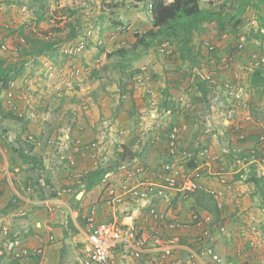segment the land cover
Returning a JSON list of instances; mask_svg holds the SVG:
<instances>
[{
    "label": "crops",
    "instance_id": "crops-1",
    "mask_svg": "<svg viewBox=\"0 0 264 264\" xmlns=\"http://www.w3.org/2000/svg\"><path fill=\"white\" fill-rule=\"evenodd\" d=\"M92 1L94 2L95 0ZM102 1L110 2L112 0ZM113 1L122 3L123 0ZM135 3L136 2L133 1V3L126 5L121 4L109 9L116 10L119 7L123 8L125 6L122 10L123 12L130 13L131 10H135V15L133 17L137 18L135 26L133 27L134 29L130 26H126L128 31H126V29L122 30L124 26L122 19H125V17L128 19V16L131 14L126 16H122L123 14L114 15L113 18L119 21L121 25L117 28H112L109 22V29L103 24V30L95 32L101 35L102 31L109 30L108 33L111 32L116 39H110L107 44H104L105 48L97 47L96 44L93 45L91 48L93 54L88 55V52L79 56V58L83 57L89 60V56L92 61L96 60L95 57L102 58L105 56L106 58L108 57L107 51H112L114 48L120 47L123 42H126L125 38L129 36L131 32L141 31L139 27L145 25V21L150 22L152 26V21L147 12L151 0L139 2L138 6H136ZM30 5L32 4L29 0H0V45L7 42L9 46H17L18 44V47L20 46L22 48L24 44L20 37L26 34L27 29H29L31 25L35 24L41 28L48 27L46 25V23H48L47 21H39L36 14L33 16L30 14ZM144 6L147 7L146 10ZM258 6L260 5H254L257 9ZM78 8L79 7H74V9L78 11V14H80L83 8L81 10H78ZM107 8H109V6ZM258 13L260 15L259 22L264 24L261 18V16H263L261 11L259 10ZM104 17V15H100L99 17L94 16V27L97 24L99 27L102 20L106 18ZM141 19H143L142 24L140 21ZM7 23L10 24L11 27H6L5 24ZM211 25L212 23L210 26H205L203 28V35L208 34L209 27L214 31L215 26L213 27ZM218 29H216V32L219 33ZM261 30H264V28H261ZM203 35L202 37H205ZM223 36H225V34H223L222 37ZM222 37L221 43H223V49L226 52H230L231 44L228 45L227 42L225 43ZM175 43L177 44V50L174 51V55L170 59H165L156 52V50L154 51L149 47L148 50L145 51L147 52L146 55L143 54L142 58L137 57L133 60V63H138L139 66L137 67L140 68L144 65V58L150 57L151 69L148 73L150 77L148 78L146 76L144 78L142 73H139V76L137 75L138 77H136L138 81L141 82L142 87L150 86L160 93V97L158 101L156 100L157 103L155 106L156 109H158L159 116L152 125L149 123L143 124V126L139 125L140 131L137 130V128L130 130L129 127L125 130L127 126L124 125L123 122H120L121 127L118 126L116 131L120 128H122V130L120 134L117 132L118 140L114 142L116 151H121L122 145L133 142V152H141L140 157L142 160L149 164V166L155 167L159 161H156V159L160 158L159 154L162 153V149L165 146V137L168 130L171 126L178 125L181 128V135L187 150L196 151L198 148L203 147L211 154L209 159L201 160L199 164L194 162L190 163L187 166L188 170L191 171L206 188L223 189L225 193L221 199H215L208 192L202 190L184 199L181 192L175 191L173 193L174 201L172 207L167 205L163 200L157 199V197L154 198L155 200H153V202L159 209L165 212H171L169 213L171 217L177 214L180 219L188 221L192 211L199 210L202 215L211 214L214 218L213 223H226L228 225L230 229L229 234L217 235L216 241L207 245L206 248L209 249L208 251L211 250L213 254H205L201 260L195 261L194 264H212L213 255L218 257L220 264H257L259 259L264 257V205L258 193L259 185L252 180L246 181L240 179V174L238 173L227 172H232L235 170V167L232 156L225 152L230 143L229 136L231 132L235 130V124L240 122L242 115L247 112L253 117L254 122L247 124L248 138L243 141L242 146L245 149H249L252 146L253 137L256 135L255 132L258 131V124L260 121L264 122V94L260 91L258 85H254L251 78L243 73H240V78L238 79L234 78L231 69L230 71L227 69L224 73H221L220 76L223 79H235L245 87L247 91H245L246 100L248 102V106L245 109L241 110L235 118L224 120L223 125L222 117L218 113H207L197 109V103L199 102L198 96L203 94L211 96L209 88L203 87L204 90L200 88L201 91L199 95L195 94L196 90L193 82L187 80V78L181 82V78L184 76L182 74V68L185 65L195 66L202 62H206L205 65H203L206 67V71L207 67L213 66L211 62H208L210 57L209 54L204 47H202L201 51L200 45L194 44L195 46H193V43H191L190 47H192V49H190L191 52H188V48H185L183 44ZM123 47L129 49V53L131 50L133 51V49L130 48L129 42H126V46ZM137 51L139 52L140 49H136V54L138 53ZM250 52L251 51H247L245 54H242L241 59L243 60V56ZM15 56V53L10 51L5 52L0 47V60L5 59L7 63L14 62L17 59ZM49 58L48 56L38 57L39 61L44 62ZM34 59L27 60L28 62L26 64L35 61ZM47 62L51 63V60L45 63ZM29 69L30 66H27L25 70L26 74L24 73L16 82L23 79L26 81V84L27 82L31 83L33 78L30 77V74L27 75ZM184 83L186 86L185 94L182 90V84ZM13 93H16L18 98L19 94L15 91H13ZM94 94L95 93H93V95ZM193 94L195 95L192 96ZM59 95L64 94L59 93ZM191 96L193 97V103L196 104V109H186L184 107V99ZM31 100L33 103L32 97ZM20 101L19 99V104ZM180 101L181 103L179 104ZM35 106L36 105H34L33 108L34 111L28 110L27 112L29 113L26 112V115L25 109L21 111L25 116L22 120L26 125H29V127L32 125L31 115L33 116L37 113V111H35ZM146 106H148V96L145 94L139 108H144ZM181 106L183 108H181ZM19 107L22 108L20 105ZM69 113L71 114L74 112L70 111ZM69 116L70 115H68V117ZM209 116H211V125H213L210 128L206 125L207 118L210 121ZM0 119H6L10 123L15 121V117L11 119L10 117L3 118L1 114ZM73 121L74 119L67 124L69 125L66 127L67 129H70L76 135H83L87 140L95 138L94 135L88 133L89 129L87 126L84 124L78 125ZM60 124L61 123H59V125ZM149 125H151V128H147ZM223 129L226 130L225 134L221 132ZM11 131L12 130H8L7 128L8 139ZM8 139L1 140L3 146H6L7 159H0V178L3 182V188L0 192V249L3 250V254L0 255V264H80L79 259L83 255L84 246L86 244V234L84 231L85 220L82 213L78 211V208H86L90 205L91 201L94 200L101 191L102 185H97L92 189H87L85 185L84 187L79 186L74 178L71 177V179H69L64 166L61 167L58 157L55 156V154L52 155L51 151L47 152V156L39 155L36 160L29 162L26 160L25 156H21L17 151L15 152L10 149V146L15 147L16 141L15 139V142ZM103 147L104 159L107 158L104 155L105 153H110L111 157V149L109 152V148L106 150L107 146L104 145ZM147 148L152 152H150L152 154L151 161H149V152ZM24 152L26 151L24 150ZM29 154L30 156L36 157V154H33L31 149H29ZM214 156H216V158H213ZM37 161L41 164L39 168L33 167L34 163ZM82 161L83 162H78L77 168L90 166L88 161L84 159H82ZM222 172L227 173V177L230 179V187L224 186L220 181ZM87 176L88 175H86V177ZM29 185L35 187L34 191H27L26 187L28 188ZM56 191L62 192V196L59 197ZM16 195L19 196V201L18 203H13L12 199L16 198ZM69 207H71V210H69ZM252 224L260 226L261 234L257 236L258 244L252 250L249 257L240 256L237 254V250L247 246V242L242 238L240 233L242 230L248 229ZM199 233V228H189L172 231L171 235L180 236L181 243H183V246L186 248H189V246L200 248L204 246L196 244V238ZM42 245L44 254L36 255V250ZM186 248L178 249L175 252L173 264H192L189 258V252ZM17 254L20 255L19 258Z\"/></svg>",
    "mask_w": 264,
    "mask_h": 264
},
{
    "label": "built area",
    "instance_id": "built-area-1",
    "mask_svg": "<svg viewBox=\"0 0 264 264\" xmlns=\"http://www.w3.org/2000/svg\"><path fill=\"white\" fill-rule=\"evenodd\" d=\"M50 21L55 23V18H51ZM255 22L253 18L252 23ZM5 26L11 27L8 23ZM30 32L43 39H49L53 35L52 31H44L37 25H32ZM20 39L24 42V36ZM83 42L84 39H81L74 45H64L63 49L71 56L76 55L84 48ZM204 46L210 53L220 48L219 42L210 39H205ZM0 47L5 52L10 51L17 54V46H9L7 42H4ZM245 47L246 36L242 35L236 48L242 51ZM168 48V45H165L161 51L170 53L171 49ZM216 61L215 66L207 72L195 68V72L188 78L191 82H195L199 76L201 80L214 87L212 100L203 101L200 106L203 109L210 107L209 112L218 113L224 121L228 118H235L238 114L236 109H245L248 102L245 87L235 80L240 78L235 57L226 53L219 56L218 63ZM262 62L264 59H253L246 66L254 71V68L260 66ZM68 66L73 69L72 72L79 70L74 63ZM229 68H233L235 79L221 80L220 70ZM15 84L16 82H11L9 95L14 94L12 90ZM26 89L28 92L31 91L32 85ZM260 91L264 92V84L260 87ZM215 98H218L217 102ZM184 107H191L190 102L185 100ZM253 122V117L249 112L242 115L241 121L235 124V130L229 136L230 143L225 152L232 156L235 167L232 172H227L238 173L240 179L246 181L252 173L260 177L264 176L263 121L258 124V131L255 132L252 146L249 149L242 146L243 141L248 138L247 124ZM223 131L226 132V130ZM25 139L36 142L32 135L26 136ZM65 141L68 142L69 156L66 155L67 151L61 147V143ZM48 143L59 149L62 160L67 161L65 167L68 168L69 179L74 178L80 185H82L83 175L88 170L74 169L78 159L88 160L91 167L95 169L104 165L101 145L97 141H85L82 138L73 137L67 131L58 137L49 138ZM210 157L211 154L206 148H198L196 151L187 150L181 135V128L174 125L166 135L165 146L155 167L145 165L136 156L124 162L117 169L107 172L101 182L102 188L99 194L86 208H78L85 220L86 234V244L83 255L79 259L80 264H173L175 252L186 247L181 243L180 236L171 235V233L189 228H199L200 233L196 238V244L204 246L186 248L192 264L201 260L207 253L213 254L206 247L216 241L217 235L230 233L226 223H213L214 218L211 214L202 215L199 210L192 211L188 221L180 219L177 214L171 217L169 215L171 212L159 209L153 202L157 197L172 207L175 191L181 192L184 199L202 190L215 199H221L225 193L223 189L206 188L187 168L190 163L199 164L201 160H207ZM220 181L224 186L230 187V179L226 172L221 173ZM58 194L62 195V192ZM259 234H261L260 226L256 224L242 230L240 235L247 242V246L239 248L237 254L249 257L258 244ZM2 254L3 250L0 249V255ZM42 254H44L43 245L36 250V255ZM17 257L19 258L20 255L17 254ZM213 257L212 264H220L218 257L216 255ZM257 264H264V257H261Z\"/></svg>",
    "mask_w": 264,
    "mask_h": 264
},
{
    "label": "rangeland",
    "instance_id": "rangeland-1",
    "mask_svg": "<svg viewBox=\"0 0 264 264\" xmlns=\"http://www.w3.org/2000/svg\"><path fill=\"white\" fill-rule=\"evenodd\" d=\"M253 1L255 2L256 0ZM110 2L108 1L103 2L102 0H95L94 2L92 0H45V1L37 0L36 2L33 3L31 2L32 5H30V9H31L30 14L33 16L36 10L40 12H42V10H45L48 14L53 13V16L51 15L50 17L54 18L55 16L57 18L55 19V23L47 21L48 23H46V25L48 27L47 28L42 27V30H52L53 33L54 31L56 33V27L62 26L65 23L67 24L68 21H71L73 19V17H68V14L63 15L64 10L61 9L62 7L65 6L66 7L70 6L72 8L79 7L78 10H81L83 8L80 11L81 24L82 26H84L83 32L84 34L86 33V36L93 37L94 40L101 37V35L98 34L99 32L98 31L99 27L97 26L98 24L96 25L97 29L95 28L98 32L94 34V27H93L94 26L93 22L95 21L94 16L99 17L100 15H104L106 18L102 20L101 25L103 27V24H105L106 27H108L109 29L110 28L109 22L110 20H113L114 15L116 16V14H123L122 16H126L131 14L130 16H128V19L125 17V19L122 20L124 26H130L132 29H134L133 27L135 26L136 18H137V17H133L135 15L134 14L135 10L133 11L131 10L130 13L123 12L122 10L125 8L124 6L123 8L119 7L116 10H109V8H106V10L103 11L101 6L103 4L107 5ZM205 2L206 0H204L203 5H206ZM212 2L215 3L214 5H212L213 9H219L223 5L222 4L223 0H214ZM241 2H243V0H233L232 5H229L230 6L229 13L237 12L236 7ZM42 3L46 4L45 9L41 8L40 4ZM259 10L261 12H264V5L262 6L261 9H257L254 6H249L247 10L243 12V18L245 24L242 25V28L244 31L248 32L249 30L250 31L254 30L251 26L254 27L259 26L258 23L257 24L252 23L253 16H256V14L258 15ZM147 12L149 14V10ZM140 21L142 24L143 19H141ZM144 24L145 25L139 27L141 30L138 31L139 33L131 32L130 35L125 38V41L130 43L131 48L133 44H135L134 43L135 37L137 38L136 43L139 40V37H137L136 34H141V33L143 34L145 31H148L152 27L150 22L145 21ZM206 24H207L206 26H210L211 23H206ZM211 26L213 27L215 26L214 31H212L211 28L209 27L208 34L203 35L204 32L202 33L201 29L199 30V33L194 34L191 42L193 43V46L200 45L201 42L204 41L205 39H218V35H217L218 32H216V29L219 28L223 30L222 33L225 34V36L222 37L223 41L225 43L227 42L228 45L231 44V47L234 46L235 49V45L239 43V35L235 34L234 29H232L231 27L222 29L217 26V23L214 24L212 23ZM91 30L92 33L90 32ZM175 30H182V29H175ZM243 30H241V32H243ZM66 31L67 29H64V32L62 34H65ZM108 31L109 30H105L103 35L110 34L108 33ZM202 35L205 37H202ZM251 42L252 41H248L249 47H247V51L249 50L254 54H258V52H256L254 49L250 47V45L257 47L255 44H250ZM191 43H189L188 46ZM174 47L175 50H177L176 43L174 44ZM88 52H89L88 55L93 54V52H91V48H89L87 51H84V54ZM225 52L226 51L223 48H221L220 51H216V55L223 56L226 54ZM69 54H68V58L64 54H58L57 56H55L56 58L55 57L52 58L51 63L50 62L45 63L46 61L49 60L47 59L45 62L33 61L30 64L25 65L26 67L30 66V69L27 71V75L30 74V77L33 78L31 82L33 92L30 94H26L25 97V92H27L25 89L26 81L23 79H22L23 82L22 80L16 82L13 91L19 94L18 98L21 101L20 104L18 105H20L23 110L25 109L24 110L25 115L28 110L34 111L33 109L34 105H36L35 111H37V113L33 116L31 115L32 125L30 127L29 125H25L23 120H18L16 118L14 119L15 121L11 123L6 119L5 120L1 119L0 134H2L4 129L7 130V128L8 130L10 129L12 131L9 133V139H8V132L4 133V136L3 135L0 136V147L3 150H5L6 147L3 146L1 140L11 139L12 141H14L15 139L16 141V142L14 141L15 145L18 144L21 150L22 148L31 149L33 151V154H36V159L38 158L39 155L47 156L48 151H51L52 155L55 154L57 156H60L59 149H55V147L53 150L50 149L46 141L49 137H57L58 135L63 133L67 129L66 127L69 126L67 124L72 119H74L73 121L74 123L78 125L84 124L85 126H87V128L89 129L88 133L94 135L95 137L94 139L98 140V142L101 144V149L104 148L103 147L104 145L107 146L106 150L107 148H109V152L111 149V157H110V153L104 154L107 157L105 158L104 161L105 168H108L109 166L112 165L113 168H116L117 167L116 164L118 163L117 161L118 154L114 142L118 140L117 132L120 134L122 130V128H120L118 131H116L117 127L120 126V122H123L124 125L127 126L125 130H127L129 127L130 130L137 128V130L140 131L139 125L143 126V124L145 125L148 123L152 125L153 122H155L159 116L158 113H156L154 110V107L156 105L153 106V104L148 103V106L144 108H139V107L142 98L144 97L145 94L150 93V91L153 92L155 96L154 95L152 96H154L155 100L158 101V98L160 97V93L157 92L153 87L150 86L142 87V84L141 82H138L137 77L132 79L134 75L131 78L130 77L131 75L123 74L121 73L122 71L118 69H112L107 72L101 73V77H102L101 80L90 82L89 75H91L90 71L92 70V68H96L97 70H100L101 68H105V66H108V68H110L111 66H115L114 65V63L116 62L115 57H111L109 58V60L108 57L105 58V56H103L102 58L95 57L96 60L92 61L89 56H88L89 60L83 57L76 59L78 58V56L74 58ZM140 57L142 58V56ZM147 59H150V57H145L144 62ZM71 63H74V65H76L79 68V70L72 72L73 69H71V67L68 66ZM137 66H139L138 63L132 62L130 68H127L126 71L131 72L133 70H136L138 68ZM188 66L190 65H185L183 68H187ZM230 69L233 71V76H234V70L232 68H229L228 71H230ZM225 70L227 69L224 70L221 69L220 74L224 73ZM121 76H123V81H121L122 79ZM124 81L127 82L125 92H123L122 89L120 88V85ZM58 86L60 87L58 88ZM59 93H63L64 95H59ZM93 93L95 94L93 95ZM15 97H17L16 93H14L12 96L13 101H16ZM31 97L33 99V103ZM149 99L151 98H149L148 96V100ZM70 111H73L74 113L70 114L69 113ZM153 113L154 115L152 117ZM68 115L70 116L68 117ZM8 117H10L11 119L14 118V115L9 114ZM23 118H25V116H23ZM5 122L8 124H6ZM59 123L61 124L59 125ZM151 125H149L147 128H151L150 127ZM28 133H32L34 136H38L40 138V142L38 145H33V144L31 145V143L25 142L24 137ZM17 137L18 138L20 137L19 140H17L18 139ZM67 143L68 142L66 141L61 143V147L64 148V151H67L66 155L69 156L70 150L67 149L68 148ZM29 149L27 150L29 151ZM54 150L57 151L55 152ZM147 150L149 152L148 153L149 161H151L152 152L148 148ZM118 151L120 152V150ZM6 153L7 151H5V155ZM4 157L0 154L1 160ZM5 159H7V157ZM157 160L159 159L157 158L156 161ZM139 161H141L140 158ZM38 164L39 162L37 161L36 164L34 163L33 167L39 168L41 164L39 165Z\"/></svg>",
    "mask_w": 264,
    "mask_h": 264
},
{
    "label": "trees",
    "instance_id": "trees-1",
    "mask_svg": "<svg viewBox=\"0 0 264 264\" xmlns=\"http://www.w3.org/2000/svg\"><path fill=\"white\" fill-rule=\"evenodd\" d=\"M30 3L36 2L37 0H29ZM39 1V0H38ZM45 1V0H43ZM128 1V2H125ZM136 2V6L139 5V2H146L148 0H123L122 3L111 1L107 5L109 6V9L112 7H116L119 5H126L129 3ZM22 3L21 1H19ZM233 0H223L222 6L219 9H213L212 6H205L206 8H203V6L200 3V0H151V6L149 8V16L153 21V27L144 32L143 34H136L137 37H139V40L137 43L134 44L133 51L131 50L129 53V49H126L124 47H117L114 48L111 52H109L107 55L109 58L115 57V66H111L108 68V66H105V68H101L100 70H97L96 68H92L91 75H89V80H99L101 79V73L107 72L112 69H118L121 70L120 72L123 74L131 75L132 78L133 75L134 79L139 73H142L141 68H138L136 70H133L131 72L126 71L127 68H130L133 60H135L138 55L136 54V49H140V51L145 52L149 47L156 48L158 44L163 41L169 39L172 42H177L180 44H183L185 48H188V52L192 47L189 43L192 42L193 36L195 33H199V30L202 29V25L205 23H210L213 21H216L217 25L224 29L227 27H231L234 29V32L236 35H241L243 32L238 28V25H240L244 18H242L241 14L247 10L249 6L264 4V0H257V2H252L250 0H243V2L239 3L236 7L235 13H229V5H232ZM31 3V4H32ZM45 3V2H44ZM40 4L42 9L46 8V4ZM214 2H210V5H213ZM106 4H103L101 6L102 10L105 11L108 7ZM63 15L68 14V17H73L71 21H68L67 24H63L62 26L56 27V33L54 31L53 35L49 39H43L41 37L35 36L31 34L30 27L27 29L26 34H23L24 36V42L22 48L17 44V51L16 56L17 59L14 62L7 63L5 59L0 60V114L3 118L8 117L9 114H12L15 112L17 105L19 104V98L15 97L16 101L12 100L13 95H9V90H11V82H16V80L23 76L26 70V63L34 59L35 61L39 62L38 57L40 56H48L50 57L49 60H52L53 57L57 56L58 54H64L68 58V52H65V49L63 50L62 45L65 43H74L80 40L83 32V27L81 24V15H78V11L70 6L68 7H62ZM41 10V9H40ZM45 10H42V12L37 11L35 14L38 16V20H45L49 21L51 18L50 16H53L52 14H48ZM103 16V15H102ZM105 18V17H104ZM263 23H264V15L261 16ZM97 23V22H96ZM110 24L112 28H117L119 25H121L120 22H118L116 19L113 18V20H110ZM264 26V24H262ZM180 26V27H179ZM226 26V27H225ZM94 27V26H93ZM184 27V28H181ZM97 26L94 27V30L97 31ZM102 25L99 26V30L101 31ZM64 29H67L65 34H62L64 32ZM175 29H182V30H175ZM171 30V31H170ZM105 31V30H104ZM104 31L101 32V36L104 34ZM218 39L222 37V30L219 29ZM256 31V32H255ZM250 35L247 36V41H251L253 38H255L258 42V46L260 50V54L264 55V32H262L260 29L258 30H252V32H249ZM22 35V34H20ZM103 41H101L102 43ZM182 42V43H181ZM22 43V42H21ZM97 45V40H93V37L87 36L86 39L83 42V45L85 49L92 48L93 45ZM105 48V45L98 44L97 47ZM184 48V49H185ZM139 51V52H140ZM138 52V51H137ZM191 52V51H190ZM147 53V52H146ZM231 55H234L237 63L241 62V50L236 48L235 51L231 49L230 51ZM70 55V54H69ZM83 55V52L80 54V56ZM56 58V57H55ZM54 58V59H55ZM66 59V58H65ZM28 60V61H27ZM245 69V68H244ZM262 72H264V69H260L258 66L255 68V71L250 73L249 77L251 78L254 85L261 84V82L264 80V76L262 75ZM123 81V76H121ZM131 81V80H129ZM198 87L203 88L206 86H209L206 82L201 80V78L198 76ZM203 84V85H202ZM127 86V82H122L120 88L123 92H125ZM201 86V87H200ZM208 88V87H206ZM204 90V88H203ZM157 103V102H156ZM1 122V119H0ZM26 125V124H25ZM26 127V126H25ZM7 130L4 129L1 135L4 136V133H6ZM38 137V136H36ZM18 138V137H17ZM20 138V137H19ZM19 138L17 140H19ZM28 143V141H25ZM132 143L127 145H122V150L118 154V163L116 166L122 165L124 162L132 160L137 153L133 152ZM32 145V144H31ZM10 149L14 150L15 152L19 153L21 156H25L26 160L29 162H32L33 160H36V157L30 156L29 153H25L23 150L24 148H15L11 147ZM32 158V159H31ZM89 162V161H88ZM36 164V162H35ZM39 165V164H38ZM111 167V168H109ZM108 168L105 167H98L96 169H93L90 171L87 177L83 178V181H85V187L87 189H92L95 186L99 185L101 181L104 179V175L111 169H113V165L109 166ZM249 180L255 181L257 185H259V195L262 198V204L264 205V176H257L255 173H252L250 175ZM244 264V263H241Z\"/></svg>",
    "mask_w": 264,
    "mask_h": 264
},
{
    "label": "clouds",
    "instance_id": "clouds-1",
    "mask_svg": "<svg viewBox=\"0 0 264 264\" xmlns=\"http://www.w3.org/2000/svg\"><path fill=\"white\" fill-rule=\"evenodd\" d=\"M212 1H214V0H206V5H203V2H204V0H200V3H201V5L203 6V7H205V6H212V5H210V2H212ZM250 1H252V2H254L253 0H250ZM255 2H257V0L255 1ZM215 4V3H214ZM213 4V5H214ZM260 6H258V9H261L262 8V6L264 5H261V4H259ZM150 6H151V3H150ZM150 6H149V8H150ZM145 7V10H146V6H144ZM264 12H261V14L262 15H264L263 14ZM241 16H242V18H243V13L241 14ZM150 17V16H149ZM260 15H259V13H258V15L256 14V16H253V18H255V20H256V22L254 23V24H259V26L258 27H254V26H252V28L255 30H258V29H260L261 30V28H264V26L263 25H261L260 24V22H259V20H260ZM54 18L55 19H57L55 16H54ZM51 20V18L49 19V21ZM150 20L152 21V19L150 18ZM51 22V21H50ZM119 22V21H118ZM209 23V22H208ZM210 23H216V21H213V22H210ZM245 24V21L243 20V22L240 24V25H238V28L239 29H241V30H243V28H242V25H244ZM33 25H35V24H33ZM207 24L205 23V24H203L202 25V27L204 28L205 26H206ZM252 25V24H251ZM32 26V25H31ZM30 26V27H31ZM218 26V25H217ZM152 27H153V21H152ZM151 27V28H152ZM219 27V26H218ZM41 28V27H40ZM150 28V29H151ZM42 29V28H41ZM123 29H126V31H128V28L126 27V26H123L122 27V30ZM149 29V30H150ZM219 30V29H218ZM44 31H48V30H44ZM50 31H52V30H50ZM201 31H202V29H201ZM200 31V32H201ZM223 31V30H222ZM244 31V30H243ZM262 32H264V30H261ZM53 32V31H52ZM91 33H92V30L90 31ZM94 32H95V30H94ZM146 32V31H145ZM220 32V31H219ZM249 32H252V30L250 31H244V33H242L241 35H239V38L242 36V35H245L246 36V44L248 45V41H247V36H249L250 35V33ZM96 33V32H95ZM94 33V34H95ZM110 34H108V35H103V36H101V37H99V38H97L96 40H97V42H98V44H107L108 42H109V40L110 39H112V38H115V37H113V34L111 33V32H109ZM134 33V32H133ZM132 33V34H133ZM135 33H139V32H135ZM198 33V32H197ZM219 34V33H218ZM223 35V34H222ZM134 36H135V34H134ZM86 33L85 34H82V36H81V38H80V40L81 39H86ZM208 38V37H207ZM114 40V39H113ZM210 40H212V41H216V42H219V44H220V48H218V50L217 51H220V49L221 48H224L223 46H221V39L220 40H218V39H210ZM101 41H103L102 43H101ZM136 41H137V38L135 37V42L134 43H136ZM205 41V40H204ZM204 41H202L201 42V44H200V49H201V51H202V47H204L205 48V46H204ZM252 42L250 43V44H255L257 47H254V46H251V48L252 49H254L256 52H258V54H254V53H252V52H250L249 54H247V55H245V56H243V62L241 61V62H238V66L236 67L238 70H239V72L242 74H246V76H248L249 77V75H250V73L252 72H254L255 71V68H257V67H255L254 68V71H251V70H249L248 68H247V66H246V64L250 61V60H253V59H259V60H263L264 59V55H261L260 54V50L259 49H257V48H259L258 46H260L259 45V42L256 40V39H252L251 40ZM78 42V41H77ZM123 42V41H122ZM76 42H74V43H65L64 45H69V46H71V45H74ZM123 43H124V45H123ZM122 43V45H120V47H123V46H126V42H123ZM97 44V45H98ZM174 44H175V42H172L171 40H169V39H167L166 38V40H163V41H161L159 44H158V46H156V48H153V47H150L151 49H153L154 51L156 50V52H158L161 56H163L165 59H170L173 55H174V51H175V47H174ZM64 45H62V47L64 46ZM165 45H168V47L171 49V52L170 53H165V52H163V51H161V49L162 48H165ZM246 45V47H245V49L244 50H242L241 51V55L242 54H245L246 52H247V47L249 46H247ZM130 48H131V45H130ZM135 47H134V44H133V46H132V48L131 49H134ZM168 48V49H169ZM89 49V48H88ZM88 49H85V47L78 53V54H76V55H72V57H74V58H76L77 56H78V58H79V55L83 52V54H84V51H87ZM146 49H148V48H146ZM206 49V48H205ZM231 49H233L234 51H235V49H236V45H235V49H234V46H232L231 47ZM64 50V49H63ZM206 51H207V53L209 54V59H208V62H211L212 63V65L213 66H215V60H217L216 61V63H218V57L219 56H221V55H219V56H217L216 55V52H212V53H210V52H208V50L206 49ZM249 51V50H248ZM109 52H111V51H107V54L109 53ZM225 53H227V54H230V52H225ZM138 54H140V55H138L139 57L140 56H142L143 54H146V52H142V51H140V52H138ZM211 54V55H210ZM212 54H214V55H212ZM231 55V54H230ZM234 56V55H233ZM77 59V58H76ZM145 64L142 66V67H140L141 68V70H142V74H143V76H144V78L147 76L148 78L150 77L149 75H148V73L150 72V59H147L145 62H144ZM205 63L206 62H202V63H200V64H197V65H195V66H188L187 68H182V74L184 75L182 78H181V82H183V80L185 79V78H187V80H190V78H188L189 76H191L194 72H195V68L197 69H200V70H202V71H204V72H207L206 71V67H204L203 65H205ZM217 65V64H216ZM207 66V65H206ZM213 66H211V67H207V70L208 69H211ZM260 67V69H264V62H262L261 63V65L259 66ZM245 68V69H244ZM262 75L264 76V72H262ZM138 76H139V74H138ZM137 76V77H138ZM73 77V76H72ZM140 78H142V77H140ZM220 79L222 80L223 78L220 76ZM198 80V79H197ZM197 80H195V82H193V84H194V87H195V90H196V92H195V94H199L200 93V88L198 87V81ZM138 82H140V81H138ZM208 84V83H207ZM264 84V80L261 82V84H259V86H258V88L260 89V87L262 86ZM29 85H32L31 83L29 84L28 82H27V84H26V88L29 86ZM203 85V84H202ZM209 85V84H208ZM60 86H58V88H59ZM201 87V86H200ZM206 87H208L209 88V90H210V93H211V96H206V95H200V96H198V103H197V107H196V104H194L193 103V97L192 96H194L195 94H193L191 97H188L187 99H184V101L185 100H187V101H189L190 102V104H191V107H185L186 109H199L200 111H205V112H207V113H209V111H210V107H208V109H203L201 106H200V104H202V102L203 101H210V99L212 100V96H213V86H211V85H209V86H206ZM25 88V89H26ZM182 90H183V93L185 94V92H186V86H185V83L184 84H182ZM246 90V89H245ZM26 91H27V89H26ZM212 91V92H211ZM33 91L31 90V91H27V92H25V94H30V93H32ZM247 92V91H246ZM262 93L264 94V92L262 91ZM146 95H148L149 96V98H151V99H149L148 100V103L149 104H153V106L154 105H156V100H155V98H154V94H153V92H151L150 91V93H147ZM152 95H154V96H152ZM181 97V96H180ZM218 101V98H215V102H217ZM181 103V101L179 102V104ZM181 108H183L182 106H181ZM236 109V108H235ZM154 110H155V112L156 113H158V109H156V107H154ZM208 110V111H207ZM237 110V112H238V114L240 113V111H241V109H236ZM243 110V109H242ZM22 111V108H20L19 107V105H17V108H16V110H15V112L13 113V115H14V117L16 118V119H18V120H22V118H23V116H24V113L23 112H21ZM237 114V115H238ZM152 115H154V113L152 114ZM236 117V116H235ZM209 119H210V121L208 120V118H207V120H206V125L208 126V128H210V127H212L213 125H211V116H209ZM230 118H228V120H229ZM222 124L224 125V123H223V120H222ZM223 130H225V129H223ZM223 130H221V132H222V134H225L224 133V131ZM67 131H69L70 133H71V135L73 136V137H79V138H82L83 140H85V141H97L98 142V140H96V139H92V140H87L86 139V137H84L83 135H81V134H79V135H76V134H74L70 129H67V130H65L64 132H67ZM169 131V130H168ZM64 132L63 133H61L60 135H63L64 134ZM168 133V132H167ZM28 135H32L35 139H36V142H33V141H31V140H26L25 138H26V136H28ZM60 135H58V136H60ZM167 135V134H166ZM26 136L24 137V139H25V141H28V143H31V144H33V145H38L39 144V142H40V138L39 137H36V136H34L32 133H28V134H26ZM57 136V137H58ZM49 138H52V137H49ZM49 138L47 139V141H46V143H48V140H49ZM183 138V137H182ZM165 139H166V137H165ZM101 145V144H100ZM15 146V148L17 147V148H19L18 146V144H16V145H14ZM48 146H49V148L50 149H54V147L55 146H51V145H49V143H48ZM203 148V147H202ZM27 149H29V148H26V149H24L27 153H29V151L27 150ZM55 149H57V148H55ZM104 149V148H103ZM102 149V156H103V152H104V150ZM23 150V151H24ZM122 150V149H121ZM163 150V149H162ZM5 151L6 150H3L1 147H0V154L4 157V158H6L7 157V154L5 155ZM55 152L57 151V150H54ZM25 152V153H26ZM136 153H137V151H136ZM141 152H138L137 153V157H138V159L140 158V160L142 161V162H144L143 160H142V158L140 157V154ZM161 155V154H160ZM55 156H57V155H55ZM135 156V157H136ZM58 157V159H59V161H60V165H61V167L62 166H64V169L66 170V173L68 172V168H66L65 167V165H66V163H67V161H63L62 160V158H61V153H60V156H57ZM88 161V160H87ZM103 161H105V159H103ZM78 162H83L82 161V159H78L77 160V162H76V165H75V167H74V169H77V170H80V171H83V170H81L82 169V167H80V168H77V165H78ZM144 164L145 165H147V166H149V164H147L146 162H144ZM120 166V165H119ZM119 166H117V167H119ZM101 167H105V163H104V165L103 166H101ZM117 167L116 168H113V169H111V170H109V171H112V170H114V169H117ZM151 167V166H150ZM83 168H85V170H88V172L87 173H85L84 175H83V177H82V185H80V183H77V181H76V183L79 185V186H83L84 187V185H85V181H83V178H85L86 177V175H88L89 173H90V171L91 170H93V169H95V168H92L91 167V164H90V166H84ZM108 171V172H109ZM67 175H68V173H67ZM105 176V175H104ZM119 178H117V180H118ZM0 181H1V184H2V188H3V182H2V180H1V178H0ZM102 182V181H101ZM101 184V183H100ZM99 184V185H100ZM26 189H27V191L28 192H32V191H34V189H35V187H33V185H29L28 186V188L26 187ZM1 192V191H0ZM60 192V191H59ZM59 192H57L56 191V193H57V195L60 197V196H62V195H59L58 193ZM63 194V193H62ZM193 195V194H192ZM191 195V196H192ZM18 201H19V196H17L16 195V198H13L12 199V202L13 203H18Z\"/></svg>",
    "mask_w": 264,
    "mask_h": 264
}]
</instances>
